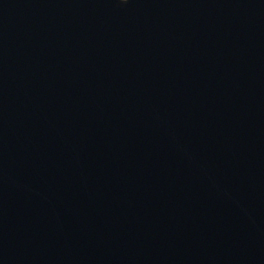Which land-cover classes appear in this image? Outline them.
Segmentation results:
<instances>
[{"label": "water", "instance_id": "95a60500", "mask_svg": "<svg viewBox=\"0 0 264 264\" xmlns=\"http://www.w3.org/2000/svg\"><path fill=\"white\" fill-rule=\"evenodd\" d=\"M0 264H264V0H0Z\"/></svg>", "mask_w": 264, "mask_h": 264}]
</instances>
